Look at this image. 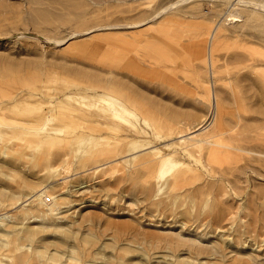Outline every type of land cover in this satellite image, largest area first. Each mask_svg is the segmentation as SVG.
Instances as JSON below:
<instances>
[{
	"label": "rangeland",
	"instance_id": "obj_1",
	"mask_svg": "<svg viewBox=\"0 0 264 264\" xmlns=\"http://www.w3.org/2000/svg\"><path fill=\"white\" fill-rule=\"evenodd\" d=\"M89 86L128 101L120 115ZM1 101L0 264H264V11L0 0ZM48 119L64 131L44 140L33 127ZM182 121H219L213 140L239 149L211 161ZM163 154L184 165L161 179ZM46 185L55 211L21 204Z\"/></svg>",
	"mask_w": 264,
	"mask_h": 264
},
{
	"label": "bare ground",
	"instance_id": "obj_2",
	"mask_svg": "<svg viewBox=\"0 0 264 264\" xmlns=\"http://www.w3.org/2000/svg\"><path fill=\"white\" fill-rule=\"evenodd\" d=\"M182 1H187V0H182ZM235 2H237L238 4H250V5H253L254 7H256L257 9H260L261 11H264V1H261V2H256V1H253V0H235ZM231 18L230 20H233L235 19V17L239 16L237 11L234 10L233 13L230 14ZM229 20V21H230ZM234 21V20H233ZM235 22V21H234ZM135 25V23H134ZM137 25V23H136ZM135 25V26H136ZM219 28V27H218ZM218 30V29H217ZM216 34H217V31H212L211 34H210V37L212 39V42H211V45H210V53H211V50H213V40L215 39L216 37ZM220 37V36H219ZM221 38V37H220ZM220 40V39H219ZM203 41H206L205 37H201L199 38L198 42L195 44L197 47L196 48H199ZM210 41V40H209ZM216 42V41H215ZM220 42V41H219ZM216 44V43H215ZM220 44V43H219ZM205 45V44H204ZM217 46V44L215 45ZM214 46V47H215ZM215 49V48H214ZM216 50V49H215ZM205 60V59H204ZM87 89H93V91H95V95H98L100 94L102 99H104L106 101V103L108 102V105L109 107L116 112L117 115H120V112L119 110L117 109V107L119 106L120 103L124 102H128L126 101L124 98L122 97H119L118 95L115 94V92L110 89V88H107V87H95V88H92L91 86L87 87ZM101 89V90H99ZM30 96H34L36 95L35 92H30L29 93ZM211 96L213 95H209V98H208V102H205L204 101V104H206L209 108H212V106H214V108L218 109V113H219V110L221 109L219 107V101H218V98L217 96L214 95V99L211 98ZM252 98V97H251ZM211 99V100H210ZM4 102L5 101H1L0 102V110H4L6 109V105H4ZM203 102V101H202ZM261 102V101H260ZM98 103V102H97ZM207 107V108H208ZM263 108V106H262ZM211 110V109H209ZM94 117V116H93ZM73 118V117H72ZM52 119H48L46 122H44L43 124L40 125V123H38L34 128V131L37 135H40L42 137V139L44 140H51V139H54L56 137H58L64 130L62 128H52L50 127V121ZM38 121H41V120H38ZM205 121V120H204ZM203 121V122H204ZM181 123H183V125H185L187 127V130L189 132L187 133H182L179 135L180 138H183L182 141H186V142H189L191 144V146H197V147H200L201 144L203 143H207V144H210L211 147H210V154H209V157L208 159H210L211 161L212 160H217L215 157V155H220L222 153H229L231 150L233 149H239L238 146H236L235 144H231L230 142H226L224 140H213L214 138L218 137L219 138L224 135V133L226 132H223V131H220L217 127L220 126V122L218 121L217 124H212V122L210 123V125L212 126L213 125V129H211L210 131V128H208L205 132H202V128H204L203 125H201L202 123H198V124H192L190 122H184L182 121ZM208 123V121L206 122ZM201 125V126H200ZM236 125V124H235ZM109 127H111L109 125ZM234 128V127H233ZM232 129V128H231ZM156 130V129H155ZM238 130H236L237 132ZM33 132V131H32ZM158 132V131H156ZM163 132V131H161ZM160 132V133H161ZM170 132V131H169ZM177 132V130L175 131ZM235 132V131H234ZM246 132V131H245ZM229 133V132H228ZM244 133V132H242ZM251 133V132H250ZM231 134V133H230ZM233 134V132H232ZM236 134V133H235ZM56 135V136H54ZM58 135V136H57ZM234 135V134H233ZM241 135V134H240ZM239 135V136H240ZM232 136V135H231ZM236 136V135H234ZM258 137V136H257ZM262 137V136H261ZM65 138V137H64ZM225 139V136L223 137ZM229 138L228 136L226 137V139ZM237 138V136H236ZM243 138H247V137H243ZM243 138L241 140H243ZM254 138V137H253ZM235 139V138H234ZM249 139V138H247ZM251 139V137H250ZM256 139H260V138H256ZM263 139V138H262ZM231 140V139H230ZM233 140V139H232ZM238 140V138L236 139ZM235 140V141H236ZM240 140V141H241ZM234 141V142H235ZM253 141V140H252ZM256 141V140H255ZM259 141V140H258ZM245 142V141H244ZM263 142V141H262ZM246 143V142H245ZM248 143V142H247ZM134 145L136 143H133ZM151 144V142H150ZM249 144V143H248ZM186 145V144H185ZM189 145V144H188ZM117 146H120V144L118 143ZM192 146V148H193ZM121 148V147H120ZM209 148V147H208ZM242 148V147H241ZM134 149H136V147H134ZM132 150V153L129 154V155H135L136 153H138L139 150ZM144 149H148V146L143 148ZM202 149V148H201ZM142 150V149H141ZM263 150V149H262ZM155 151V150H154ZM200 150L197 149V152H199ZM250 151V150H248ZM252 151V150H251ZM196 153V151H195ZM209 153V152H208ZM207 153V154H208ZM257 153V151L255 152ZM188 154V153H187ZM199 153H197L198 155ZM128 155V156H129ZM241 155V154H240ZM135 157V156H134ZM195 157V156H194ZM206 157V156H205ZM241 159V158H240ZM258 159V157H257ZM195 160L198 162L200 161V159H197L195 158ZM206 161V159H205ZM160 162H161V168H160V172H159V177L158 178H163L164 176H166V174L170 173L172 170L174 171L175 169L179 168L181 165H184L183 163H180L179 161H177L173 156H167V155H162L161 158H160ZM195 162V161H194ZM210 163V162H209ZM235 164V162H234ZM248 164V163H247ZM159 165V164H158ZM103 166V164H100V165H97V166H94L93 168H89L88 170H84V172L86 171H89V170H96L98 171L99 168ZM202 166V164H201ZM244 166V164H243ZM249 166V165H248ZM71 167V166H70ZM240 167V166H239ZM246 167V166H244ZM243 167V168H244ZM251 167V166H250ZM67 168V167H66ZM68 169H69V165H68ZM67 169V171L69 172V170ZM71 169V168H70ZM199 169V168H198ZM66 170V169H65ZM233 170V169H232ZM238 170V169H237ZM240 170V169H239ZM195 171V169L193 170ZM68 172H66V174H68ZM71 172V171H70ZM189 172H192V171H189ZM208 172V171H207ZM258 172V171H257ZM179 174V173H178ZM178 174H176L175 179L173 177V182L174 181H178L180 177L178 176ZM226 174V173H225ZM211 175V174H210ZM67 177V176H66ZM187 177V176H186ZM181 179V178H180ZM183 179V178H182ZM171 182V183H173ZM170 183V184H171ZM161 188V187H160ZM159 188V189H160ZM174 190H176V188H174ZM173 190V191H174ZM49 186L46 185V186H43L41 189H39L35 194L31 195L30 197L24 199L23 201L21 200V204L24 203V202H27L29 201V203H33V202H38V204L41 206V207H44V205L46 206H50V211H55L56 210V197H52L49 195ZM53 198V206H51V204H48L47 201H51V199Z\"/></svg>",
	"mask_w": 264,
	"mask_h": 264
}]
</instances>
